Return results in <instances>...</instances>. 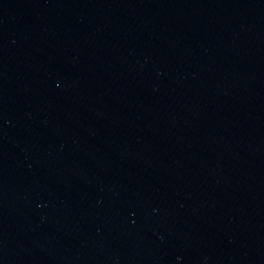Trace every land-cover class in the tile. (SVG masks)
<instances>
[{
	"label": "water",
	"instance_id": "obj_1",
	"mask_svg": "<svg viewBox=\"0 0 264 264\" xmlns=\"http://www.w3.org/2000/svg\"><path fill=\"white\" fill-rule=\"evenodd\" d=\"M0 264H264V0H0Z\"/></svg>",
	"mask_w": 264,
	"mask_h": 264
}]
</instances>
